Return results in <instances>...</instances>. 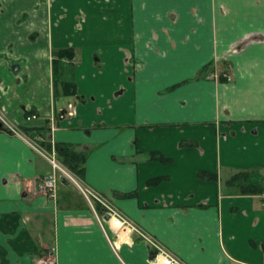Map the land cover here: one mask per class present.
I'll return each instance as SVG.
<instances>
[{"label":"crops","instance_id":"crops-1","mask_svg":"<svg viewBox=\"0 0 264 264\" xmlns=\"http://www.w3.org/2000/svg\"><path fill=\"white\" fill-rule=\"evenodd\" d=\"M63 48L74 97L54 93ZM0 109L84 152L83 183L185 264H264L260 194L230 182L264 190V0H0ZM52 173L0 129V264H150L136 236L114 249L73 183L39 193Z\"/></svg>","mask_w":264,"mask_h":264},{"label":"built area","instance_id":"built-area-1","mask_svg":"<svg viewBox=\"0 0 264 264\" xmlns=\"http://www.w3.org/2000/svg\"><path fill=\"white\" fill-rule=\"evenodd\" d=\"M228 81L232 80L230 74L224 75ZM209 78L219 80L218 75H211ZM72 108V105H69ZM73 109V108H72ZM72 115L73 112H69ZM67 114V115H68ZM37 115H30L27 117L28 121L36 120ZM0 124L8 130L11 134L22 137L26 141L30 142L32 147L36 151L45 157L52 166L53 173L46 177L39 179L37 183V190L39 193L48 196L51 199L56 198L58 183L65 180L73 183L80 191L81 195L87 202L88 206L94 212V215L100 224L104 234L108 241L114 247L117 248V241H114V237L121 239L125 236L127 239L130 237H137L138 239L146 242L150 245L155 256L150 260V264H185L177 257H175L169 250L163 247L159 242L154 240L151 236L141 230L135 223H133L128 217H126L121 211H119L103 194L97 192L93 188L85 185L81 179H79L74 173L63 166L57 159L56 153L53 149L51 153L42 149L35 141L24 136L21 130L12 124L4 111L0 109ZM262 204L264 206V192L260 195ZM108 217V218H107ZM35 264H57L54 259L40 258Z\"/></svg>","mask_w":264,"mask_h":264},{"label":"trees","instance_id":"trees-1","mask_svg":"<svg viewBox=\"0 0 264 264\" xmlns=\"http://www.w3.org/2000/svg\"><path fill=\"white\" fill-rule=\"evenodd\" d=\"M52 69H53V84L55 96L62 95L66 97H74L76 94L75 83L73 81V71L77 58V51L71 48L57 49L52 52ZM2 129V127L0 128ZM49 131L48 128L39 130L36 128H23L21 132L32 141L40 144L44 139V133ZM183 145V144H182ZM44 149L52 152L53 149L56 153L58 161L74 173L79 179H82L85 170V161L87 155L84 152H78L72 145L57 144L55 146L44 145ZM155 159H161L160 156L154 154ZM247 174H238L231 179V183L236 185L240 193L246 194H262L264 190L254 185L248 184Z\"/></svg>","mask_w":264,"mask_h":264},{"label":"rangeland","instance_id":"rangeland-1","mask_svg":"<svg viewBox=\"0 0 264 264\" xmlns=\"http://www.w3.org/2000/svg\"><path fill=\"white\" fill-rule=\"evenodd\" d=\"M26 77V76H25ZM26 79H28V77H26ZM29 81H30V75H29ZM75 100H73L72 102H70V103H68V104H66V105H64L63 103H62V111H59L58 113H59V115L61 114L62 116H67V114L70 112V111H72V108H70L68 105L69 104H74V103H76V102H74ZM61 103V102H60ZM72 104V105H73ZM58 185H59V183H58Z\"/></svg>","mask_w":264,"mask_h":264},{"label":"water","instance_id":"water-1","mask_svg":"<svg viewBox=\"0 0 264 264\" xmlns=\"http://www.w3.org/2000/svg\"><path fill=\"white\" fill-rule=\"evenodd\" d=\"M2 127V125H0V128ZM108 218V217H107Z\"/></svg>","mask_w":264,"mask_h":264},{"label":"flooded vegetation","instance_id":"flooded-vegetation-1","mask_svg":"<svg viewBox=\"0 0 264 264\" xmlns=\"http://www.w3.org/2000/svg\"><path fill=\"white\" fill-rule=\"evenodd\" d=\"M32 115H36V114H32ZM1 125V124H0Z\"/></svg>","mask_w":264,"mask_h":264}]
</instances>
